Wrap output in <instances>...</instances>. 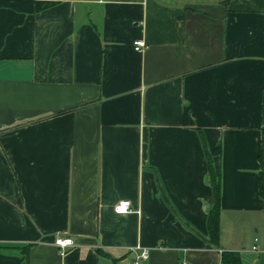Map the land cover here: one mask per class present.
I'll return each mask as SVG.
<instances>
[{"label":"crops","instance_id":"0c3cea01","mask_svg":"<svg viewBox=\"0 0 264 264\" xmlns=\"http://www.w3.org/2000/svg\"><path fill=\"white\" fill-rule=\"evenodd\" d=\"M260 182L264 0H0V264L258 259Z\"/></svg>","mask_w":264,"mask_h":264},{"label":"trees","instance_id":"16d2710c","mask_svg":"<svg viewBox=\"0 0 264 264\" xmlns=\"http://www.w3.org/2000/svg\"><path fill=\"white\" fill-rule=\"evenodd\" d=\"M217 152V148H214L211 152L206 151L208 179L212 189V204L208 210L206 219L207 240L214 246H218L220 238V175L213 166L211 156L217 154ZM260 194L264 196V186L262 182H260ZM221 261L223 264H241L238 253L234 251H222Z\"/></svg>","mask_w":264,"mask_h":264},{"label":"built area","instance_id":"2783aa9c","mask_svg":"<svg viewBox=\"0 0 264 264\" xmlns=\"http://www.w3.org/2000/svg\"><path fill=\"white\" fill-rule=\"evenodd\" d=\"M134 49L135 50H141L143 47H145L144 41L137 39L133 42ZM115 211L118 213H127L131 211L130 203L128 200L123 199L120 200L114 207ZM56 245L63 251L67 246H70L73 244V241L70 237L68 238H62V237H57L55 240ZM255 248V247H253ZM147 250L143 249L138 256L136 257L135 263L138 262L139 259H144L147 257Z\"/></svg>","mask_w":264,"mask_h":264},{"label":"rangeland","instance_id":"374dc122","mask_svg":"<svg viewBox=\"0 0 264 264\" xmlns=\"http://www.w3.org/2000/svg\"><path fill=\"white\" fill-rule=\"evenodd\" d=\"M241 264H264V252L260 254V258L258 259L256 255L244 254L241 259Z\"/></svg>","mask_w":264,"mask_h":264}]
</instances>
